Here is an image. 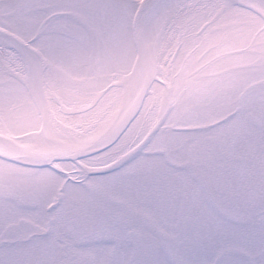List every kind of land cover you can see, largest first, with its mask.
I'll return each mask as SVG.
<instances>
[{
    "label": "snow or ice",
    "instance_id": "6c2138e0",
    "mask_svg": "<svg viewBox=\"0 0 264 264\" xmlns=\"http://www.w3.org/2000/svg\"><path fill=\"white\" fill-rule=\"evenodd\" d=\"M0 264H264V0H0Z\"/></svg>",
    "mask_w": 264,
    "mask_h": 264
}]
</instances>
